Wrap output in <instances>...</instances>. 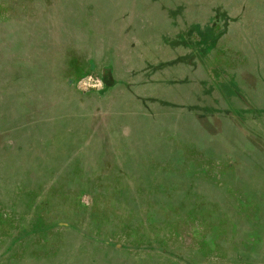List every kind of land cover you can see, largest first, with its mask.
I'll list each match as a JSON object with an SVG mask.
<instances>
[{"label": "rangeland", "instance_id": "374dc122", "mask_svg": "<svg viewBox=\"0 0 264 264\" xmlns=\"http://www.w3.org/2000/svg\"><path fill=\"white\" fill-rule=\"evenodd\" d=\"M178 1L186 3L187 11L195 5V0H0V264H226L230 251L201 247L210 221L200 224L196 213L201 208L218 216L225 221L217 232L220 238L234 240L236 235L241 241L230 221L239 215L240 203L251 198L257 203L261 185L256 174L248 177L243 164H232L229 178L247 176L239 180L251 181V196L240 200L239 190L230 198V182L220 181L219 162L205 165L199 151V142H205L202 131H181L182 115L172 121L163 109L162 119L144 113L136 121L121 120L118 99L108 103L77 97L101 89L98 77L83 71L86 58L79 52L101 41L107 48L118 33L125 37L128 23H143L148 15L146 24L166 36ZM222 2L238 15L244 8L248 21L258 19L262 38L224 36L212 53L220 50L215 56L227 57L239 75L243 70L235 51L260 50L258 61L250 57L247 72L239 77L251 87H263L264 0ZM151 5L167 7L169 13ZM162 40L148 51L140 48L146 59L158 60L167 52L162 47L169 39ZM134 63L122 72L125 78L133 74ZM163 75L147 71L145 78L158 86L153 95L165 96L175 106L198 98L196 76L189 84L171 81L161 92ZM104 80L110 83L108 75ZM256 92L263 88L254 99L262 95ZM235 149L229 153L240 161L241 147ZM205 181L220 183L209 193L200 189ZM195 206L199 208L192 212ZM256 218L253 224L262 230L249 259L264 264V221ZM247 221L239 228L247 230ZM161 246L168 256L158 253Z\"/></svg>", "mask_w": 264, "mask_h": 264}, {"label": "trees", "instance_id": "16d2710c", "mask_svg": "<svg viewBox=\"0 0 264 264\" xmlns=\"http://www.w3.org/2000/svg\"><path fill=\"white\" fill-rule=\"evenodd\" d=\"M174 1V3H176V0ZM185 4L186 3L184 2L178 1L176 8H173L174 10H177L175 13V17L171 18L172 21L167 22V29L164 31V34H166V36L161 35L162 33H160L156 25L152 29L150 27V24H146V20L149 23V19L152 17V15H148V18H143L146 19L143 23L133 24V21L132 24L128 23V31L126 30L125 37H122L121 34L118 33L113 38H110V41L107 44V48H104V44L101 41L100 43H95L96 45L94 48H87L88 50H85V52H79L84 53V57L86 58L83 71L85 73L95 74V76L100 80L102 87L96 93H88L90 94L89 96H85L83 93H77L80 96L77 97L80 99L86 97L94 102L101 98H104L108 103H110L111 99H117L119 96L118 91L120 88L114 87L117 83L121 82V84H127L129 82H134L138 85H140L141 82L143 84V82L145 81H149V83H151L150 80L145 78L146 73L148 70L157 68L156 66L160 68V63L167 66L169 65L170 67L173 66V64H179L181 67H179L178 71H173L174 76L172 78V81L175 82L177 79L184 84H189L190 82H188L187 80L191 78V76L197 77L195 73L193 75L192 71L194 70V66L198 65L201 67V71L206 74V77L194 83L197 85L195 89L197 90L196 95H198V98L196 99V97H193L192 99H190L191 101L187 100L188 103L191 104L189 106L193 109L192 111H194L195 113L198 110L197 114L198 112H200L202 115H206L208 117H223L224 121L226 120L228 124L232 125L233 122L239 123L241 129L242 127L245 129H253L252 127H254L256 130L254 131L255 134L258 132H261V134H263L264 86L251 87V85L249 86L246 81H243V79L239 77L240 74L247 72L248 66L246 67V65H249L248 63L250 61H248V59H250V57V60H252V62L258 61L260 50L254 47L255 49L252 50V52L251 50H249L247 51V53H241L238 49L237 51H235V53L237 54V62L243 70L242 72L238 71L239 75L237 74V70H235V68L231 66L232 63L227 61V57L221 54L220 56H215L218 49H216L215 54L212 53V50H214V48H217V46H220L222 44L225 37H229L228 39L232 38L233 40L239 38L242 41L250 40V36L254 37L255 39L262 38V32H259L261 26L259 23L257 24L259 20L249 18L250 21H248L244 16V8L239 9L240 15H238L237 11L233 13V7H229L226 3L223 2L220 3V0H215L214 2L212 0H195L194 7H192L189 11H187ZM259 8L262 9L261 7H257L255 9ZM151 9L158 11L163 10L165 13H167L166 9L168 8H164L162 6L159 8L157 6L151 5ZM229 9L232 10L229 12ZM187 12L190 13V15ZM247 24L249 25L246 26ZM158 25L160 26V24ZM154 32L156 33L155 35H153ZM161 38H163V40L164 38L169 39L167 43H163L162 47L163 49H166L167 47V52H164L162 57L159 55L156 56L154 55V53H152V56H156L158 59H152L153 61H157L153 63L152 60L146 59V57L141 53V50L146 49L148 51L149 49H152V46L158 44V41ZM115 40L118 42H115ZM137 43H140L141 45H139L138 47L136 46ZM116 44H119V47L115 48ZM247 56L249 57L246 58ZM164 57H166V59H164ZM140 58H142V60H140ZM245 60H247V63ZM134 61V72H136L137 74L133 72V74L130 73L128 75L129 77L124 78L122 72H125L127 70L126 68L128 67V63L131 64ZM252 64L254 65L255 63ZM155 71L157 73L159 72L158 69H155ZM165 71L166 70L161 71V73L163 72V74H170V72ZM251 72H249L251 73V76L256 75L254 71ZM109 74L110 83H107L104 80V76H109ZM239 80L243 81L244 83H239ZM167 83H171V81L168 82V80H166L164 85H166ZM262 88L263 92H258L262 95L259 98L254 99L252 95H255V91H259ZM258 93L256 92V94ZM230 132V135L224 136L225 142H227L225 143V147L210 140V135H206V133L202 131L205 142L202 144V141H200L198 147L199 151L203 150V160L205 162V165H209L214 161L219 162V171L222 170L220 181H223V185L230 182V198H234L233 195L236 193V191L242 190V193L240 195L241 197L239 198L240 200L244 201L251 196V185L249 183H246L245 181H240L235 177L230 176L229 178L228 175L230 171L229 168H232V160L234 159V157H232L229 152L231 150V152L233 151L234 153V151L236 150L235 146L241 147V144L245 141L246 138L244 135L240 134L244 138L243 142L240 143L239 132ZM189 134L190 133H188V136ZM258 134L261 135L260 133ZM227 148L229 149V151L227 150ZM242 149L243 148L241 147V150ZM257 177H259L260 179L258 185H261L259 188L257 187V185H255L257 187L256 191L258 194L257 203L254 204L255 199L252 198L247 204L240 203V208L238 207L239 215L234 214L236 216V219L234 218L232 219V221H230V225L232 226L233 231L237 233L241 232V235H239L241 236V241H239V238L236 235L233 238L234 240H231L230 236L227 237L228 240L220 238L222 233L219 236L218 231H222L223 222L225 221H221L218 216L211 213H206L204 209H201L197 206H195V209H193L192 211L195 212L196 207L199 208L196 215L198 216V222H200V224L203 225V223H206L208 220L210 221L208 222L209 228H206L208 234H205L206 238L203 237V239L201 240L203 243L201 247H205V249L209 252L211 250L218 252L219 250H221V248H225L230 251L229 258L224 262L226 264H243L245 262L247 264H250L251 261L249 259V256L253 255L257 246L256 242L258 243V241L260 240L259 232L262 229H258V227L256 228V226L253 224V220H256V217H259V219H263L264 221V198L262 196V191H264V176L261 173L257 172L256 180ZM220 181H218L217 183H220ZM217 183L214 184L205 181L200 185V189L204 192L213 193L215 192L214 190L217 189ZM220 198L222 199L223 197ZM211 201L212 200L205 199L203 202L207 203ZM204 203L203 205L206 206ZM229 205L233 206L232 203H230ZM215 209H217V207ZM192 212L191 214H193ZM213 217L214 222L212 221ZM244 217H247V219L245 220ZM252 217H254V219ZM250 218L252 220L247 221ZM244 221H247V230H244V228L242 227L239 228V225ZM161 247L162 249H159L158 253L163 256H168V249H166L165 246ZM250 248L252 249L251 251H249ZM174 260L176 261V259ZM182 263L192 264L188 263L187 261H184Z\"/></svg>", "mask_w": 264, "mask_h": 264}, {"label": "crops", "instance_id": "0c3cea01", "mask_svg": "<svg viewBox=\"0 0 264 264\" xmlns=\"http://www.w3.org/2000/svg\"><path fill=\"white\" fill-rule=\"evenodd\" d=\"M156 67L157 68H153L152 71L158 69L159 72L164 70L170 72V74L168 73L165 76L164 75L162 76V78L166 77L169 82L172 81V78L174 76L173 71H178L179 67L181 66L179 64L178 65L173 64V66L170 67L169 65L167 66L160 63L159 65L160 68H158V66ZM194 70L195 72L196 71L200 72V76H197V79L193 81L194 83L206 77V74L203 71H201L200 66L195 65ZM108 77H110V74ZM162 78H161L162 81L159 83V89L161 92L165 83L164 79ZM96 80H98V86L102 87L100 80L99 79ZM150 81L151 83H149V81H145L143 82V84L140 81L141 82L140 85L134 82L132 83L129 82L127 84L126 83L121 84L120 82L114 86L120 88L118 91L119 92L118 93L119 96L117 98L118 100L116 101L118 105L117 114L120 119L123 116L125 117V120L136 121V118H139L140 115L144 116V113L151 119L153 117L152 115L156 116L158 119H162L161 111L163 109H167L169 111L167 117L168 119L170 118L172 121H175V119L176 120L179 119L180 115L183 116L182 121H185V124H183L184 128H182L181 131H204L206 135L207 134L210 135L211 137L210 140L218 143L221 146H225V143H227L225 142L224 136L229 135V133H226L225 131H234L235 133L239 132V135L240 134L244 135L246 139L241 144V147L243 149H242V157L239 158L240 161H236V159L232 158L233 166L235 167L236 163L243 164L245 168V173L248 174V177H252L251 174H257V172L261 173L264 176V132L263 134H261V132H258L262 135L261 136L258 133L256 134L254 133V131H256L254 127H252L253 129H249V128L245 129L243 127L241 129L239 123L233 122L232 125L228 124L226 120L224 121L223 117H219V116L208 117L206 115L204 116L200 112H198L197 114L198 110L194 113V111H192L193 109L189 106L191 104H189L188 101L185 102L184 100H182L180 105L175 106L173 100H169L167 97L159 96L158 94L153 95L152 90L156 88L158 89V86L157 84H153L154 82L152 78L150 79ZM187 81L190 82V78ZM149 88L151 89L150 91L151 94L149 93ZM145 91H147V93H143ZM175 107L181 108L180 113L175 112ZM138 109H141L143 114H139L140 112H138ZM154 109L158 110V112H155ZM192 124H194V127H191ZM227 150L229 151L228 148ZM234 177L238 179L248 178L247 176L241 177L236 174ZM259 180H260L259 177H257V180L255 182L259 184ZM248 183H251V181L249 180ZM262 196L264 198V191H262Z\"/></svg>", "mask_w": 264, "mask_h": 264}]
</instances>
